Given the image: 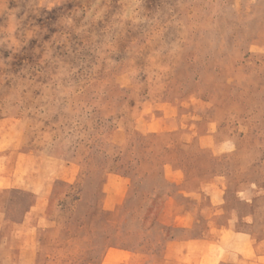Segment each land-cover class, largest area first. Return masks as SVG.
<instances>
[{
  "label": "rangeland",
  "instance_id": "obj_1",
  "mask_svg": "<svg viewBox=\"0 0 264 264\" xmlns=\"http://www.w3.org/2000/svg\"><path fill=\"white\" fill-rule=\"evenodd\" d=\"M0 121L50 185L25 264L264 239V0H0ZM0 200L14 228L35 198Z\"/></svg>",
  "mask_w": 264,
  "mask_h": 264
},
{
  "label": "crops",
  "instance_id": "obj_2",
  "mask_svg": "<svg viewBox=\"0 0 264 264\" xmlns=\"http://www.w3.org/2000/svg\"><path fill=\"white\" fill-rule=\"evenodd\" d=\"M4 125L0 121V193L26 191L35 201L14 228L5 226L0 208V264H25L24 259H35L37 220L50 200V185L37 172L35 156L21 150L20 132L3 130ZM166 253L178 254L189 264H264V239L254 240L231 226L211 227L203 238L172 241Z\"/></svg>",
  "mask_w": 264,
  "mask_h": 264
}]
</instances>
